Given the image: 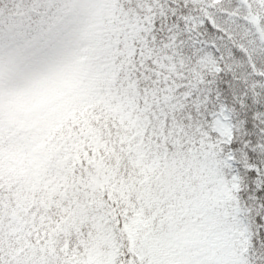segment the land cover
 Wrapping results in <instances>:
<instances>
[{
    "label": "snow or ice",
    "instance_id": "snow-or-ice-1",
    "mask_svg": "<svg viewBox=\"0 0 264 264\" xmlns=\"http://www.w3.org/2000/svg\"><path fill=\"white\" fill-rule=\"evenodd\" d=\"M0 264H264V0H0Z\"/></svg>",
    "mask_w": 264,
    "mask_h": 264
}]
</instances>
